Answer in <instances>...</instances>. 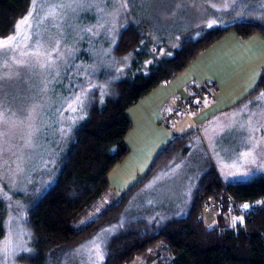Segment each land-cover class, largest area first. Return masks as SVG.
<instances>
[{
    "label": "trees",
    "instance_id": "obj_1",
    "mask_svg": "<svg viewBox=\"0 0 264 264\" xmlns=\"http://www.w3.org/2000/svg\"><path fill=\"white\" fill-rule=\"evenodd\" d=\"M28 1L0 0V37L11 32ZM144 3L145 0H128L133 21L126 18V25L118 31L112 47L113 67L124 65L125 57L129 59L122 76L111 81L103 97L98 91L91 93L85 117L74 126L68 146L56 155V172L51 182L27 202L24 222L30 248L19 256L24 264H65L76 248L112 227L115 229L104 240L99 264H127L157 244L164 245V249L153 264H264V204L246 209V219L241 223L228 225L224 219L228 198L237 203L264 198V173L248 181L222 183L206 157L187 203L180 201L182 198L170 197L171 189L164 190L159 182L150 184L158 173L184 159L189 144L199 137L197 130L172 137L136 184L97 217L77 226L92 204L108 190L105 178L108 171L128 152L124 137L131 122L124 111L154 87L172 79L226 32L233 31L241 38L255 32L264 36V25L254 19H237L224 26L194 24L192 30L185 28L186 35L179 31L184 25H175L174 32L184 35L176 46L167 47L162 36L172 31L171 24L139 13L140 4ZM82 17L84 21L87 15ZM186 18L190 15L181 14L180 20ZM164 28L166 31H161ZM79 57L88 58L83 51ZM113 75V70L97 73L96 81H106ZM56 78L52 94L64 97L63 83ZM215 89V85L205 84L194 92L200 97L204 92L210 98ZM262 91L264 73L255 94ZM53 120L49 126L52 131L57 125ZM48 123H45L47 130ZM41 140L50 137L45 135ZM143 189L145 196L136 201ZM148 198L156 200L154 205H143ZM210 203L217 206L213 215L221 218L208 228L205 215L211 213L207 210ZM2 220L0 239L4 235Z\"/></svg>",
    "mask_w": 264,
    "mask_h": 264
},
{
    "label": "rangeland",
    "instance_id": "obj_2",
    "mask_svg": "<svg viewBox=\"0 0 264 264\" xmlns=\"http://www.w3.org/2000/svg\"><path fill=\"white\" fill-rule=\"evenodd\" d=\"M139 13L171 24L172 31L162 38L172 48L194 24L224 26L237 19H254L264 25V0H145ZM181 14H189L190 18L180 20ZM83 15H87L84 21ZM126 18L133 21L128 0H29L11 32L0 37V219L4 228L0 264H24L19 256L30 248L24 222L27 202L51 182L56 172V155L68 146L74 126L85 117L91 93L98 91L103 97L111 81L122 76L128 65L127 57L120 67H113L111 61L113 44L118 31L126 25ZM175 25H184L179 30L183 35L174 32ZM80 51L88 58H80ZM110 70L114 71V78L96 81L97 73ZM55 76L56 81L63 83L64 97L52 94ZM197 94L188 106L196 108L202 104L204 97ZM258 95L253 110L258 113L254 116L260 118L264 113V91ZM51 119L57 122L54 131L49 129ZM45 135L50 140L43 142ZM207 141L210 139L204 141L200 135L194 138L184 159L158 173L150 184L159 182L164 190L171 189L170 197L187 203L202 170L200 164L206 157L213 165L217 160ZM239 167L232 168L231 175L243 177L237 171ZM231 181L248 180L235 177ZM145 189L134 198L136 201L145 196ZM155 202L148 198L143 205ZM239 204L245 207L244 203ZM108 205L96 203L77 226L97 217ZM113 229H105L80 245L65 259V264H99L104 240ZM163 249L164 245L157 244L127 264H153Z\"/></svg>",
    "mask_w": 264,
    "mask_h": 264
},
{
    "label": "crops",
    "instance_id": "obj_3",
    "mask_svg": "<svg viewBox=\"0 0 264 264\" xmlns=\"http://www.w3.org/2000/svg\"><path fill=\"white\" fill-rule=\"evenodd\" d=\"M263 73L264 36L255 32L241 38L228 31L172 79L128 107L124 111L131 122L124 137L128 152L108 171V190L91 207L101 201L113 204L112 200H118L146 174L164 144L193 130L204 141L210 139L207 145L217 158L213 166L222 183L232 182L235 177L251 180L264 173V113L257 118L254 115L258 113L253 110L260 96L255 92ZM205 84L215 85L211 97L206 98L201 92L202 104L190 107L197 97L194 90ZM238 166L243 177L230 173ZM228 202L224 219L234 225L246 219L245 211L250 206L263 205L264 198L244 203L248 206L244 208L231 198ZM219 218L206 214V226L214 227Z\"/></svg>",
    "mask_w": 264,
    "mask_h": 264
},
{
    "label": "built area",
    "instance_id": "obj_4",
    "mask_svg": "<svg viewBox=\"0 0 264 264\" xmlns=\"http://www.w3.org/2000/svg\"><path fill=\"white\" fill-rule=\"evenodd\" d=\"M207 210H210L212 213H215L216 210H217V206H215V205H213L212 203H210V204L208 205Z\"/></svg>",
    "mask_w": 264,
    "mask_h": 264
},
{
    "label": "snow or ice",
    "instance_id": "obj_5",
    "mask_svg": "<svg viewBox=\"0 0 264 264\" xmlns=\"http://www.w3.org/2000/svg\"><path fill=\"white\" fill-rule=\"evenodd\" d=\"M245 207H248L247 205H245Z\"/></svg>",
    "mask_w": 264,
    "mask_h": 264
}]
</instances>
